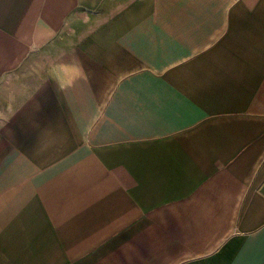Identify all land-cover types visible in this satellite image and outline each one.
<instances>
[{
	"label": "crops",
	"instance_id": "0c3cea01",
	"mask_svg": "<svg viewBox=\"0 0 264 264\" xmlns=\"http://www.w3.org/2000/svg\"><path fill=\"white\" fill-rule=\"evenodd\" d=\"M0 264H264V0H0Z\"/></svg>",
	"mask_w": 264,
	"mask_h": 264
}]
</instances>
